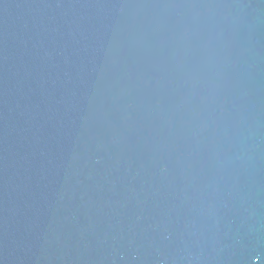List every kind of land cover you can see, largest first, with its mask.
Segmentation results:
<instances>
[{"label": "water", "instance_id": "obj_1", "mask_svg": "<svg viewBox=\"0 0 264 264\" xmlns=\"http://www.w3.org/2000/svg\"><path fill=\"white\" fill-rule=\"evenodd\" d=\"M0 264H264V0H0Z\"/></svg>", "mask_w": 264, "mask_h": 264}]
</instances>
